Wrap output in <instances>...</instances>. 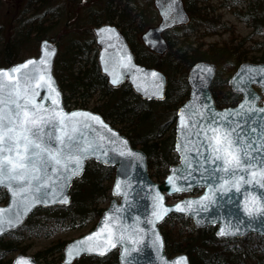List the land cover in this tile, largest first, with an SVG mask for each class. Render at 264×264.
I'll return each mask as SVG.
<instances>
[{
	"label": "water",
	"instance_id": "1",
	"mask_svg": "<svg viewBox=\"0 0 264 264\" xmlns=\"http://www.w3.org/2000/svg\"><path fill=\"white\" fill-rule=\"evenodd\" d=\"M153 2L161 20L143 32L142 40L150 50L162 54L169 47L163 32L187 23L190 16L184 0ZM93 31L99 46L98 61L101 73L107 76L112 86L117 87L127 80L143 99H164L168 84L167 75L154 66L137 61L127 37L116 23L103 22L94 26ZM57 53L58 45L44 38L40 42L38 54L7 66H0V82L5 85L0 91V99H3L4 107L7 108L9 93L16 84L15 80H8L7 75L3 73L17 78L21 86L25 85L27 77L34 73L45 75L46 81L49 82H41V87H35L33 81L32 91L28 94L33 104L47 110L41 113L49 118V123L42 133L48 134L44 135V139L48 140L50 136L51 147L56 149L59 147L56 137L71 136L75 144L80 147L92 144L96 152L82 159L80 171L71 175L70 179L65 177L69 176L71 168L75 167L74 162L69 166L68 172L61 169L59 173H54L49 168L39 185L35 181L31 186L20 182L28 188L27 191H20L14 182V190L18 193L15 197L6 185H0V189H5L8 194L7 201L0 204V228L3 229L0 231V237L19 228L38 207L69 205L71 185L75 178L84 173L89 159L115 167L111 189L113 197L92 229L65 243L63 264H72L84 255L106 256L114 249H118L119 264H191L186 252L171 256L165 248L161 223L174 212L190 217L197 227L216 225V235L220 238H244L250 233L264 237V214L249 217L244 211L245 196L259 194L264 197V189L244 185L239 193L235 190L228 193L217 191L222 183L219 177L224 174H213L217 165L206 161L205 158L210 155L211 150L201 131L209 125L234 127L239 124L250 140L258 142L259 151L252 152L256 157L253 164L264 160V147L260 146L258 139L264 133V111H260L264 109V101L260 103L264 98V61H244L239 65L229 78V85L232 90L239 92L242 98L236 105L224 108L216 105L211 91L217 65L201 60L190 68V94L179 106L175 123V150L179 161L169 166L168 173L159 182L149 174L146 152L133 146L128 136L108 122L100 112L83 107L69 109L65 106L63 92L54 73ZM29 61L33 63L28 64ZM25 64L26 68L12 72L14 68ZM114 79L117 83H113ZM241 105H244L243 109ZM55 113L60 116L51 118ZM72 113L89 115L73 117ZM61 116L64 119L63 124L60 122ZM91 117L99 119L93 120ZM251 128H256L257 131L252 133ZM237 131H240V128ZM239 174L247 178V173ZM169 178H172L171 181ZM117 184L120 185L119 189ZM178 188L182 190H176ZM195 188H201L200 193L191 194ZM179 193L189 194L175 202L167 201V196ZM205 196L209 199H202ZM177 205L190 210L178 211ZM154 213L162 218L157 219ZM8 220L13 221L11 226L7 223ZM221 229L230 230L234 234L219 235ZM89 237L91 239H88ZM109 241L114 243L115 247H111ZM81 248L95 250L80 251ZM101 251L103 255L100 254ZM18 261H21V264H58L40 262L33 254L23 252L17 253L11 264H17Z\"/></svg>",
	"mask_w": 264,
	"mask_h": 264
},
{
	"label": "trees",
	"instance_id": "2",
	"mask_svg": "<svg viewBox=\"0 0 264 264\" xmlns=\"http://www.w3.org/2000/svg\"><path fill=\"white\" fill-rule=\"evenodd\" d=\"M116 1H123L120 7L114 4V0H105L102 9L107 14L100 19L98 12L101 9L91 8L84 14L71 16L65 0H25L20 13L14 14L17 16L8 26L7 22H0V66L37 54L43 38L57 42L59 51L54 72L65 104L70 107L81 101V106L100 112L126 134L134 146L146 152L150 175L161 181L169 166L179 160L175 152V121L178 107L190 93L187 80L190 67L200 60L215 62L218 68L211 89L216 103L220 107L236 104L241 95L229 88L230 76L243 61H264V40L251 39L255 33L264 32V0H222V4L237 18L252 27L251 33L242 37L237 44L234 40L224 43L205 41L206 37L226 30L228 26L221 20L220 13H215L217 9L210 3L211 0H185L191 20L166 31L169 49L164 54L149 50L143 43L139 45L129 33L134 20L130 24L123 22L127 9L137 10L134 18L142 15V8L158 18L153 1H144L143 6L140 0ZM115 18L129 39L137 60L167 74L168 86L164 99H143L127 81L113 87L101 73L92 25ZM61 27L67 30L59 29L56 32ZM175 75L178 76L177 80L172 81ZM225 87L227 89L223 90ZM95 93L99 95L97 102L93 106H89L87 101L85 104V100H90ZM114 174L113 166L88 160L82 176L73 181L70 205L39 207L23 226L0 238V264H11V252L27 251L30 244L23 243L24 239L21 238L25 230L40 221L41 217L44 220H68L71 227L90 225L92 228L112 197ZM198 191V188L194 190ZM6 200L7 192L0 190V203ZM161 230L167 253L175 255L186 252L191 264H264V237L256 233L244 239L219 238L215 233L216 226L195 227L192 220L182 213L170 214L161 224ZM239 241L244 244H232ZM66 242L67 239H55L33 254L40 261L62 264ZM72 264H119L118 251L104 257L85 255Z\"/></svg>",
	"mask_w": 264,
	"mask_h": 264
},
{
	"label": "snow or ice",
	"instance_id": "3",
	"mask_svg": "<svg viewBox=\"0 0 264 264\" xmlns=\"http://www.w3.org/2000/svg\"><path fill=\"white\" fill-rule=\"evenodd\" d=\"M27 63L31 64L33 62L29 61ZM26 67L27 64L22 65L19 68H14L12 72H19L20 68ZM3 75H7L10 81L15 80L16 84L13 91L9 93L7 108L4 107L3 99H0V185H6L9 191L12 192L13 197H15L18 193L14 190V182H16V187L20 191H27L28 188L24 187L20 182H26L28 186H31L33 181H35L39 185L49 168L54 173H59L61 169L68 172L69 166L74 162L75 167L71 168L70 175L65 177V179H70L71 175L78 174L81 169L82 159L88 154H94L96 148L92 144H89L87 147H80L74 143L71 136H58L56 137V141L59 147L53 149L51 147V137L49 136L48 140L44 139V135L48 134L44 133L42 135V133L45 126L49 123V118H46L41 113L47 110L33 104L28 94L32 91L33 81H35V87H41V82H49L46 81L45 75L34 73L27 77L23 86L11 74L3 73ZM153 75L155 76L156 74L153 73ZM113 83H117V81L114 79ZM4 87L5 85L0 82V91ZM53 103L56 102L53 101ZM241 108L243 109L244 105H241ZM260 111H264V109ZM71 115L75 117L77 115L88 116L89 114L72 113ZM56 116H60V114L55 113L51 118H55ZM91 119L98 120L99 118L91 117ZM60 122L64 123L62 116ZM213 123L215 124V122ZM238 128H240V131H237ZM201 131L208 140V147L211 150L210 155L205 158L206 161H211L212 164L217 165L213 169V174L217 172L224 174L219 177L222 183L219 184L217 191L228 193L235 190L239 193L244 185L259 186L261 189H264V160L253 164V160L256 157L252 155V152L259 151L257 140H250L244 134L239 124L234 127H224L222 124L217 126L209 125L207 128L201 129ZM256 131V128L250 129L252 133ZM208 133H211V135H208ZM199 134L198 132L197 135ZM258 139L260 146L264 147V133ZM123 154L121 153V155ZM239 173H247V178L245 175ZM225 177L229 178L225 179ZM169 179L171 181L172 178ZM119 187L120 185L117 184V189ZM176 190L182 189L178 188ZM202 199L207 200L209 197L205 196ZM187 203L191 204L193 202ZM176 207L178 211L190 210L185 209L181 205H177ZM244 211L249 217L264 214V197H261L259 194L246 195ZM154 215H156L157 219L162 218L156 213ZM16 219L18 222L19 217ZM7 223L11 226L13 221L8 220ZM2 230L0 228V231ZM230 234L234 233L225 229H221L219 233L222 236ZM88 239H91V237ZM109 243L111 247H115L114 243H111V241ZM94 250L93 248L80 249V251ZM100 254L103 255V251ZM17 264H21V261H18Z\"/></svg>",
	"mask_w": 264,
	"mask_h": 264
},
{
	"label": "rangeland",
	"instance_id": "4",
	"mask_svg": "<svg viewBox=\"0 0 264 264\" xmlns=\"http://www.w3.org/2000/svg\"><path fill=\"white\" fill-rule=\"evenodd\" d=\"M66 5L69 8V12L71 16H74V14H84L89 11V9H101L99 13V18L102 19L104 16H106L107 11H104L102 8L105 7V0H100V4L98 3V0H65ZM114 4L118 7H120V3L123 1L117 2L114 0ZM147 0H140V5L143 6V2ZM25 0H2L0 1V22H7V26L12 22V20L15 18V13L19 14L21 11V7L23 6ZM210 3L216 7L215 13H220L221 20L224 21L228 29L226 30H219L218 33L208 36L205 38V41L207 42H219L224 43L225 41H231L234 40V43H238L239 40L250 34L252 31V27H250L245 21L240 20L236 17L235 14L231 10H229L226 6H224L222 3V0H211ZM85 11V12H84ZM118 12V11H117ZM116 12V13H117ZM137 10L135 9H127V11L124 12L123 22L130 24L133 22V27L129 28V33L136 38V41L139 43H142L141 41V35L142 33L148 29L151 26H154L158 23V19L151 13L150 11H145L143 8L140 12H142V15H138L137 18H134V15L136 14ZM68 14V13H67ZM102 17V18H101ZM70 18V15L68 14V19ZM72 18V17H71ZM85 18V17H84ZM114 21H117V18L113 19ZM71 21V20H70ZM11 26V25H10ZM67 30L65 27H61L56 29V32L58 30ZM138 38V39H137ZM251 39H260L264 40V32L255 33ZM177 75L172 77L173 80H177ZM225 87L223 90H226ZM98 93H95L94 96L90 98L88 101L89 106H93L97 102ZM179 199V197H173L170 201H176ZM78 224V223H77ZM90 225L82 228V227H71L70 222L68 220H53V219H47L44 220V218H40V221H37L33 224H31V227L25 230L24 237L21 239H24L23 243L30 244V247L27 249V253L33 254L37 249H39L42 246H46L50 244L55 239L61 238V239H72L74 237H78L79 235H82L83 233H86L90 230ZM232 244H237L238 246H242L244 242H232ZM17 251L9 253V256L14 257Z\"/></svg>",
	"mask_w": 264,
	"mask_h": 264
}]
</instances>
